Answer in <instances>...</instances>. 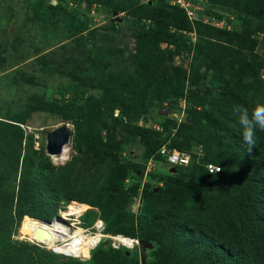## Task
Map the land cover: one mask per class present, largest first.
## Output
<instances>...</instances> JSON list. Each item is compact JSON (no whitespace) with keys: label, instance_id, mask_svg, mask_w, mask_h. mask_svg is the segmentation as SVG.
<instances>
[{"label":"rangeland","instance_id":"obj_1","mask_svg":"<svg viewBox=\"0 0 264 264\" xmlns=\"http://www.w3.org/2000/svg\"><path fill=\"white\" fill-rule=\"evenodd\" d=\"M145 1L132 0L128 9L117 10L110 5L112 0H0V264H146L147 256L141 260L137 251L118 257L98 251L86 263H77L64 255L45 253L23 236L31 235L29 224L36 218L32 216H54L69 201L86 208L81 227L91 229L99 220L108 233L107 222H115V218L108 220L113 211L124 213L135 205L134 214L140 213L145 183L164 188L159 175L175 172L165 168L155 150L151 171L144 165L137 173L141 178L132 173L126 160L144 161L142 132L156 130L157 125L162 128L164 117L186 121L179 132L183 131L179 137L184 140L183 149H176L192 155L199 174L209 159L205 151L210 154L214 149L215 132L240 131L234 109L263 102L264 67L255 72L253 68L255 62L264 60V0H216L209 12L221 17L205 14L202 20L209 25L190 23L172 0H148L155 6L149 12ZM112 10L121 20L114 18ZM150 21L161 28L144 38L140 24ZM163 30L174 33L175 42L156 43L154 33ZM186 36L190 46L183 41ZM76 83L88 88L92 98L81 103L61 95L62 88H73ZM169 99L181 105L189 100L191 116L181 107L158 113L166 109L163 106ZM124 104L132 108L125 109ZM54 106L63 109V114ZM142 108L146 113L138 115ZM153 110L155 115L149 117L147 112ZM87 113L94 116L92 123ZM111 122H117V131L123 132L116 140L126 137L114 153L117 164L128 171L130 188L137 185L133 197L127 193L130 188L114 190L112 160L98 151L105 142L103 124ZM61 124L71 129L64 145L69 149L66 159L46 152L47 133ZM185 135L190 139H184ZM214 164L222 171L220 164ZM178 169L181 177L174 187L183 193L174 204L157 187L153 197L146 198L153 214L169 212L176 219L169 216L164 222L169 224L166 231H155V241H148L146 255L153 251L156 259L150 264L205 261L203 255L191 251L192 244L200 247L204 239H193V230L211 234L209 219L223 205L233 220L243 211L246 198L264 208V187L259 182L264 166H243L234 156L224 180L225 184L230 180L226 199L201 182L190 190L186 179L194 167ZM109 190L118 194L110 198ZM107 200L112 206L104 210ZM159 220L151 224L157 226ZM119 234L126 235L124 231ZM101 246L108 247V241ZM164 248L166 258L160 260L156 253Z\"/></svg>","mask_w":264,"mask_h":264},{"label":"trees","instance_id":"obj_2","mask_svg":"<svg viewBox=\"0 0 264 264\" xmlns=\"http://www.w3.org/2000/svg\"><path fill=\"white\" fill-rule=\"evenodd\" d=\"M101 0H90V2H100ZM170 3V0H165ZM192 3L193 6H199L200 8L204 7V11H201V9H196L195 13L196 16L193 18H189L186 9L179 4H173V6H176L182 13L183 15L188 19V21L191 22H200L205 25L206 24L202 18L204 17L205 14H208L213 17H218L219 14H215L213 12H209V7H212V3H216V0H188ZM243 1V0H242ZM207 3L210 5L208 6ZM112 8L117 9V10H126L130 6H132V0H112L110 3ZM147 12L152 11L155 9V6L152 5L148 0L145 1V4ZM243 5V4H242ZM111 11V10H110ZM108 12L111 14L112 12ZM113 11V10H112ZM221 17V16H220ZM203 22H202V21ZM228 21V18L226 19ZM161 26L159 24H154L150 22H144L140 24V31L142 32V36L145 38L147 37L151 32H155L156 30L160 29ZM178 36V35H177ZM154 41L157 43L159 41H166L168 43L175 42L174 39V33H171L170 30H163L160 34H155L153 37ZM186 42L187 45H191V41H189V37L186 36V39L183 40ZM142 52V50H141ZM256 65L254 66L253 70L254 72L257 71L260 67H264V60L260 62H255ZM142 74V72H141ZM119 92V91H118ZM68 95L69 97L81 100V103H84L88 98H92L91 95L88 92V88H85L81 86L79 83L74 84V87H68V88H62L61 95ZM179 96V94H176ZM169 102L166 103L163 108H169L170 111H174L175 109H179L181 107L182 109L184 108V111L189 113L191 116L193 108H191V102L186 99V104L184 107L180 104V102H174V100H168ZM264 102V100H263ZM126 108L131 109L132 107L128 106L127 104L123 105ZM56 112L63 114V109L58 108L57 106L52 107ZM121 114L125 113L122 109H120ZM156 110L147 112L148 116H153L155 115ZM146 113L145 108L138 112V115H142ZM130 114V112L128 113ZM126 114V115H128ZM87 117L91 118L90 123H92L93 120V115L90 113L86 114ZM164 121H162V130H153V129H147L146 133L144 132H139L142 135L143 142L146 144V152L145 155L143 156L144 161H137V160H132L128 161L126 160V163L128 165L132 166V173L138 178H141V175L137 173H141L143 171L144 165H146V162L150 159L151 156H153V151L156 150V155L158 158H162L159 155V152L157 150L162 144H167V146L171 148H178V149H183L182 148V143H184L183 139H179L180 135H183V131L179 133L182 130V126L187 125V122H178L172 118H167L164 117ZM232 120H229V123H231ZM190 123V122H188ZM105 130H106V136L104 137V143L101 144L99 148V152L103 153L106 157L112 160V171H111V176H113V179H116V186L114 187L115 189H120L123 191V188L129 189L131 187V179L127 176L128 171L124 167L123 164H117V158L116 154L114 153L115 148L119 146L121 141L123 139H126V137H123L120 140H116V136L119 133L117 131V122H111L110 124L105 123ZM139 127V126H138ZM164 127V130H163ZM143 131L142 128H138ZM175 129V130H174ZM174 131V132H173ZM165 133H172V136L169 137L167 134V137H163ZM187 135V134H186ZM184 136V139H190L189 136ZM215 138H214V149L211 151L215 157L213 158L211 156V153L206 150V156L209 157L206 162H212L220 164L222 166V171L220 167V171L217 172L216 176H210L205 168V171L203 173H199L198 169L199 166L197 165H192V162L189 165H175L172 166L174 167L175 172L171 174H160L159 179L164 183V188L158 187V185L153 184L151 182H146L145 186L142 189V195L141 199L143 197V204L141 207V211L138 214H134L131 211V208H128L126 211L118 212V209L113 211L111 213L112 215L108 220L111 218H115V222L112 225H109L107 222V228L105 229L106 232L112 233V234H119V232L124 231V234L128 236H138L140 240L143 241H155L153 238V234L155 231H166V225H164V222L167 221L169 216L173 218L174 220V214L169 212L166 213H158L152 210L151 207V202L147 199H150L154 195V189L157 187L159 190H163L165 195L167 196V199L169 202L174 204V201L177 198V195L180 193L182 194L183 192L178 193V189L176 190L174 187V184L180 181L181 177V172L179 171L178 168H189L191 166L194 167V172L191 174L187 175V181L189 183L188 187L190 190H193V186H197L201 182L202 184L216 189L217 194L220 196L222 199H226L227 197V192L229 187H230V180L229 184H225L224 180L227 178V167L231 165L232 159L235 156V160L239 161L243 166L247 165V167H263L264 166V132L258 133V141H257V146L253 148L252 153L249 155L248 153L245 152V145L242 142L240 131L236 129H228L227 131L224 132H215ZM213 135V136H214ZM135 142V139L133 143ZM241 146V147H239ZM98 152V153H99ZM216 153V154H215ZM102 154V155H103ZM147 160V161H146ZM146 161V162H145ZM165 168L171 169L169 167V164H165ZM203 166V165H202ZM204 167V166H203ZM110 168V169H111ZM141 171V172H140ZM150 174V173H149ZM214 175V174H212ZM128 178L129 181L128 183L125 182V179ZM260 186L264 187V178L261 179L260 181ZM155 187V188H154ZM132 188V187H131ZM128 190V194L130 197H133L134 195L137 194L136 188L137 185L133 188ZM111 196L110 198L115 197L118 193H114L113 191L109 190ZM177 192V193H176ZM171 197L173 199H171ZM194 201V195L192 194L191 198ZM246 202L243 204L244 208L241 214L237 218H230L226 216L227 212V207L226 206H220L218 210V214L215 216L214 219H209V223L212 225V228L208 229L211 234L207 232H202L201 230H193L191 232V235L193 236L192 238L197 240L204 236L202 244H199L200 247H196V244H192L193 249L191 250L194 253H199L204 256L205 261H200L196 262L194 264H264V208L259 207L257 204H255L251 199L246 198ZM111 202L109 200L106 201V203L102 206L104 210H108L111 207ZM151 208V209H150ZM58 212L55 214L57 215ZM85 214V213H84ZM117 214V215H116ZM119 214H121L119 216ZM54 215V216H55ZM52 215L49 216H44L43 218L37 216H32L36 218H41L43 220L50 221L53 219ZM30 217V216H25V218ZM24 218V219H25ZM159 220V223L157 226L152 225L151 221L155 223L156 220ZM228 218V219H226ZM23 219V220H24ZM23 223V222H22ZM169 225V224H168ZM159 226V227H158ZM208 237H213L212 239L206 238ZM107 240L104 242H100L99 245L94 248L91 252L92 254H95L96 252H104V254L108 257H118L122 256L124 254L129 253L131 256L132 252H129L127 250L119 249L115 250L112 249L110 246L104 247L101 246V244L105 243ZM104 247V248H103ZM40 248V247H39ZM42 249V248H41ZM45 251V253H51V254H56L53 252H48L47 250L42 249ZM195 250V251H194ZM138 256L139 257V252ZM157 257H159L160 260L166 258V250L162 252L156 253ZM60 255V254H57ZM154 252H148L147 254V261L146 264H150L153 260L156 261L154 258ZM135 257V258H137ZM77 261V263H86L87 261H79L78 259L71 258ZM48 263V262H47ZM44 263V264H47Z\"/></svg>","mask_w":264,"mask_h":264},{"label":"bare ground","instance_id":"obj_3","mask_svg":"<svg viewBox=\"0 0 264 264\" xmlns=\"http://www.w3.org/2000/svg\"><path fill=\"white\" fill-rule=\"evenodd\" d=\"M68 152L69 149L67 146H63V150L58 154L57 157L66 159ZM53 158H56V156H53ZM73 209L75 212H77V214H79L78 211L84 209V206H75ZM65 219L66 218L62 217L60 213L52 219L54 221H47L41 218L32 219L29 224L31 235L28 236L27 234H24L23 238H25L30 243L39 245L41 248L43 247L45 250L51 249L50 251L53 250L54 253L62 255L61 252L63 253L66 251L67 248L71 247V244H74L76 252L85 254L87 252L86 249L88 246H94L97 243H100L101 238L104 237V231L102 230L104 227L101 221H97L89 231L84 232L80 227L71 229L72 225L67 223ZM69 235L75 236V241L64 244L67 240L66 238H68ZM127 238L131 237L122 234L111 233L109 236L111 242L115 243H124L127 241ZM76 241H79V243ZM127 242L131 243V241Z\"/></svg>","mask_w":264,"mask_h":264},{"label":"built area","instance_id":"obj_4","mask_svg":"<svg viewBox=\"0 0 264 264\" xmlns=\"http://www.w3.org/2000/svg\"><path fill=\"white\" fill-rule=\"evenodd\" d=\"M173 4H179L180 6L184 7L186 9V12L189 16V18H193L196 16L195 10L196 9H201L199 6H193L192 3L188 0H172ZM184 102V100H183ZM181 104V103H180ZM184 107L185 104H182ZM181 120V118H178V122ZM156 130H161L162 128H160V126H156L155 128ZM157 152H159V155L164 159L165 164H169V167L175 166V165H189L192 162V155L188 152L185 151H181L178 150L176 148H171L169 146H167V144H162L159 149L157 150ZM152 164V158H150L147 162H146V171H151V166ZM203 166L210 172V173H214L215 169L219 166H216L214 163L208 162V163H204ZM220 168V167H219ZM129 179L126 178L125 182L128 183ZM140 199L137 198L136 202L137 204L139 203ZM73 207H75V205L73 206L71 204V201L68 202V204L64 205L63 208H61L59 211L60 214L62 215V217L66 218V222L71 224V229L72 228H77L80 227L82 228V230L84 232L89 231L90 228H83L80 226L81 223V219L80 217L85 213L86 208L82 209L81 211H78L79 214H77V212L74 211ZM87 207V206H86ZM80 209V208H79ZM54 221V220H51ZM99 221V220H97ZM96 221V222H97ZM95 222V223H96ZM69 229V230H71ZM74 230V229H73ZM103 230V228H102ZM123 235V234H122ZM110 233H104V237L101 238V242L107 240L108 241V245L115 250H119V249H125L129 252L132 251H137L139 252V257H140V243L141 240L137 237H131V238H127V241H131V243L126 242H119V243H115V242H111V240L109 239ZM75 236H71L69 235L68 238H66V242L64 244L67 243H71L74 242ZM129 237V236H128ZM77 243H79V241H76ZM61 244V245H64ZM99 243H97L94 246H88V248L86 249L87 252L85 254L81 253V252H76L75 250V246L74 244H71V247L67 248L66 251H64L63 253L61 252L62 255L66 256V257H71V258H75L78 259L79 261H87L90 258V254L92 252V250L98 245Z\"/></svg>","mask_w":264,"mask_h":264},{"label":"clouds","instance_id":"obj_5","mask_svg":"<svg viewBox=\"0 0 264 264\" xmlns=\"http://www.w3.org/2000/svg\"><path fill=\"white\" fill-rule=\"evenodd\" d=\"M234 111L238 117L240 135L242 142L245 145L244 150L250 155L253 148L257 146L258 133L264 132V102H256L251 108L238 106ZM219 167H217L212 174L215 175L219 172Z\"/></svg>","mask_w":264,"mask_h":264},{"label":"water","instance_id":"obj_6","mask_svg":"<svg viewBox=\"0 0 264 264\" xmlns=\"http://www.w3.org/2000/svg\"><path fill=\"white\" fill-rule=\"evenodd\" d=\"M117 11H113L112 15H116L114 18L121 20L120 17L117 16ZM170 110L168 107L161 111L159 110L158 113L166 114L167 111ZM71 136V129L68 128L65 124H61L58 127L50 130L47 135V142H46V152L49 155H57L63 150V146L69 141ZM172 171L174 167L171 168ZM131 211L134 213L136 212V206L134 205L131 208ZM150 244L148 241L141 240L140 243V257L141 260H144L146 255L145 249L149 247Z\"/></svg>","mask_w":264,"mask_h":264}]
</instances>
